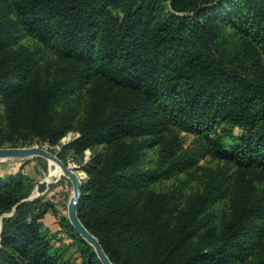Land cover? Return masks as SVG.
Listing matches in <instances>:
<instances>
[{"label": "trees", "instance_id": "trees-1", "mask_svg": "<svg viewBox=\"0 0 264 264\" xmlns=\"http://www.w3.org/2000/svg\"><path fill=\"white\" fill-rule=\"evenodd\" d=\"M12 1L16 19L8 23L0 12V52L30 35L77 67L50 79L34 60L0 59V145H31L35 137L54 144L72 121L80 135L69 145L77 152L121 142L110 157L93 153L78 207L115 264H243L253 257L264 237L256 221L264 218L262 196L243 190L233 215L200 237L202 214L223 188L211 187L174 223V204L150 187L207 152L264 169V0ZM94 74L137 95L108 112L94 106L78 117L68 110L61 124L52 121L55 106ZM178 131L203 142L185 148ZM156 145L149 167L145 149ZM38 183L22 168L0 173V215L14 211L4 217L0 264H68L43 221L49 203L29 199ZM64 224L85 264H103Z\"/></svg>", "mask_w": 264, "mask_h": 264}, {"label": "rangeland", "instance_id": "rangeland-1", "mask_svg": "<svg viewBox=\"0 0 264 264\" xmlns=\"http://www.w3.org/2000/svg\"><path fill=\"white\" fill-rule=\"evenodd\" d=\"M0 12L3 14L2 19L8 23L17 18L12 0H0ZM17 56L34 60V63L39 65L50 79H54L63 73H73L77 67L73 60L59 51L58 48L44 44L30 35L16 38L12 44L0 52V59H8V61ZM83 75L86 77L85 74ZM87 80L89 81L75 93L68 95L55 106L50 116L52 121L61 124L63 114L68 110L75 112L78 117L84 116L94 106L108 112L122 104L128 96L137 95L126 87L111 83L104 76L94 74L89 76ZM68 124L72 128L59 142L53 144L48 140L35 137L31 145L49 148L64 160L69 161L72 167L85 169L86 181L89 176L87 167L90 166L93 153L96 151V154L110 157L120 148L121 142L102 143L94 148H86L84 152H77L69 144L80 135V132L75 127V121ZM235 131L238 132L239 129ZM178 133L185 148H194L198 141L203 142V139L191 132L178 131ZM163 137L164 141L161 144L165 145L169 137L168 133ZM143 138L140 137L139 139ZM3 145L10 146L11 142H4ZM159 148L160 146L156 145L145 149V165L154 167L159 156ZM20 168L25 174H32L39 181L31 196L34 198L44 196L45 201L49 203L50 209L43 221L52 243L64 254L68 264H85L88 260L87 256L80 248L78 239L68 232V227L64 224L67 221L70 222L68 205L73 196V184L70 178L64 174L51 176L53 165L49 159L42 156L0 159L1 174L16 173ZM42 183L44 184L43 188L40 187ZM214 186L219 187L217 189L219 192L220 187L223 188L224 192L203 212L202 218L205 226L199 231L200 237L204 236L210 227L219 229L221 223L233 215L243 190H253L255 195L264 198V169L243 166L207 152L195 166L155 183L150 189L160 193L163 198L171 200L175 209L172 210L170 218L176 223L178 218L184 215L201 195ZM9 213L1 214L0 219L2 218L4 221V217L9 216ZM256 221L264 225V218L258 217ZM263 255L264 237L255 255L243 264H258Z\"/></svg>", "mask_w": 264, "mask_h": 264}, {"label": "water", "instance_id": "water-1", "mask_svg": "<svg viewBox=\"0 0 264 264\" xmlns=\"http://www.w3.org/2000/svg\"><path fill=\"white\" fill-rule=\"evenodd\" d=\"M42 156L50 161L57 162L62 170L61 174L66 175L73 184V196L69 201L68 205V215L71 224L77 230V232L87 240L93 247L98 257L103 264H115L113 260L109 257L105 251L100 239L84 224L81 220L78 212V207L80 199L82 196L83 181L79 174L81 169H77L71 166L69 161L64 160L57 153L41 145H25V146H5L0 145V159L8 158H26ZM29 199H34L30 196ZM14 211L10 212L8 215H12ZM3 225L0 231V237L2 234Z\"/></svg>", "mask_w": 264, "mask_h": 264}, {"label": "bare ground", "instance_id": "bare-ground-1", "mask_svg": "<svg viewBox=\"0 0 264 264\" xmlns=\"http://www.w3.org/2000/svg\"><path fill=\"white\" fill-rule=\"evenodd\" d=\"M52 165H53V168L51 169V176L53 175H60L62 173V170H61V167L60 165L55 162V161H51ZM80 176H81V179L83 181V183L85 182V179L87 177V173L85 171V169H82L80 172H79ZM3 219L1 218L0 219V231H1V228H2V225H3Z\"/></svg>", "mask_w": 264, "mask_h": 264}]
</instances>
